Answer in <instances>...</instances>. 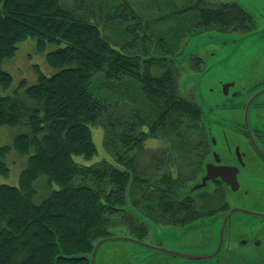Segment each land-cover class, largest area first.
<instances>
[{
	"label": "trees",
	"instance_id": "obj_1",
	"mask_svg": "<svg viewBox=\"0 0 264 264\" xmlns=\"http://www.w3.org/2000/svg\"><path fill=\"white\" fill-rule=\"evenodd\" d=\"M76 1L69 8L61 0H0V85L5 89L13 76L1 65L16 55L19 43L32 37L39 50L58 45L47 55L57 73L42 74L24 93L0 96V132L29 128L0 148L2 174L10 173L4 156L12 149L29 160L18 185H0V264H90L78 256L91 255L100 239L115 236L110 227L122 212L123 221L134 216L147 222L159 210L189 218L193 209V202L177 203L173 192L183 172L201 164L205 141L197 123L202 109L178 94L167 62H173L174 49H166L162 38L153 42L134 12L139 26L130 28L132 41L115 43L105 34L109 19L97 21ZM231 12L245 16L243 9L227 4L200 8L194 20L207 15V24L215 25L232 19ZM132 14L116 12L113 19L124 23ZM143 42L151 47L139 49ZM99 74L111 95L98 91ZM93 129L102 131L106 155L80 163L76 156L89 160L98 154ZM40 176L60 188L35 203ZM65 202L72 204L70 223L61 210Z\"/></svg>",
	"mask_w": 264,
	"mask_h": 264
},
{
	"label": "rangeland",
	"instance_id": "obj_2",
	"mask_svg": "<svg viewBox=\"0 0 264 264\" xmlns=\"http://www.w3.org/2000/svg\"><path fill=\"white\" fill-rule=\"evenodd\" d=\"M61 1L63 5L69 8H74L77 2L76 0ZM78 1L80 8H87V14L95 17L97 21L103 23L105 19H109L105 34L110 36L115 43L128 45L134 37L130 28L138 27L139 20L145 31L153 35V42L162 38L166 49H174L172 56H170L173 62H167L177 79L179 96L194 102L199 101L206 113L213 110L212 115L214 116L212 117L214 119L232 110L234 105L240 107L244 98L243 95H234L231 91V94L225 96L222 92L224 84L234 82L236 85V89H232L234 92L242 87L250 88L249 85L255 82L256 76L264 74V70L260 68L261 64H255L264 60L262 41L258 43L252 39L256 36H240L211 31L216 27L207 28L209 31H204L206 29L203 30L200 28L201 26L195 25L197 21L194 19L199 14L200 8L218 9L227 4L231 7L230 0ZM121 2L128 5L124 6ZM127 11L131 14L132 12L136 13L139 16L138 22L133 19V14L129 18L127 17L128 19L124 23H119L117 19H113L116 12L123 13ZM230 14L233 15L230 19L231 22L236 21L228 25L232 29L239 21L237 18L238 16L240 18V15L237 12H231ZM185 22H187V26H184ZM140 34H144V29L140 30ZM143 44L144 46L139 45V49L143 50L146 46L151 47L146 42H143ZM57 47V44L51 42L45 49L39 50L37 40L32 37L19 43L16 55L2 62L3 70L12 74L13 81L8 89L0 85V96L13 94L15 90L24 93L25 87L36 84L42 74L53 76L57 73L58 69L51 67L47 61V55ZM127 50L130 51L131 48L129 47ZM153 50L154 47L152 46L151 53H153ZM201 57L206 68L199 71L200 69L196 68L195 64L200 62L199 58ZM23 80L26 81V85L21 84ZM106 83L107 81L104 80L101 74L97 76L94 82L96 86L98 85V91L103 96L112 93L109 88L107 90L104 88ZM263 100L264 94L259 97L258 102ZM251 107L253 106L251 105ZM254 111L251 112V126L253 124L257 125V117H255ZM28 130L29 128L24 126L3 127L0 132V148L12 145L17 134ZM93 135L96 146H98V154L89 160L78 155L75 157L78 162L90 164L106 155L102 131L97 132L96 129H93ZM151 144L158 146L159 143L154 141ZM4 161H6L10 173L5 175L0 172V185L3 183L18 185L22 170L28 166V156H22L17 150L12 149L5 154ZM161 177V175H158V179L161 180ZM194 180L195 178L192 177L184 180L182 178L177 179V182H180L173 192L176 202H187L189 204L193 202L191 205L195 209L202 210L203 214L207 213L206 209L212 205L215 199L209 196L210 192L207 190L190 194L189 191L194 185ZM59 188L60 185L55 183L50 185L47 176H40L35 184L34 202L38 203L44 200L52 191ZM189 194L191 196L186 197ZM21 202L20 200L19 203ZM71 205L65 202L63 206L61 204L62 207L60 206L63 213L66 214L65 221L69 223L73 218L69 215ZM20 211L22 210L20 209ZM124 213L126 214V212H122L120 218H114V223L110 227V232L114 233L115 236H117L116 234H122L136 239L149 240L148 244L154 247H159L161 243H164L171 251L184 254L192 259L169 257L139 244L115 241L104 243L98 253L96 264H264V236L261 235L262 242L258 245L242 244V241L246 240L250 234L255 233L257 235L263 231V226L257 220V217L234 214L233 220L227 224L223 237L224 242L221 244L222 222H219L221 218L202 219L188 231L185 228H164L173 223L171 211L168 213L165 210L157 211L154 218L150 216L152 221L149 220L148 223L143 220H135L132 218L134 216L128 218V221L124 220V222ZM256 213L259 214L257 211L252 212L255 215Z\"/></svg>",
	"mask_w": 264,
	"mask_h": 264
},
{
	"label": "flooded vegetation",
	"instance_id": "obj_3",
	"mask_svg": "<svg viewBox=\"0 0 264 264\" xmlns=\"http://www.w3.org/2000/svg\"><path fill=\"white\" fill-rule=\"evenodd\" d=\"M230 5L235 8L238 6L243 9L245 16L237 19L239 21L232 27L228 26L232 20L219 19L221 23L215 25H208L207 15H204L200 20L201 29L209 31L207 28H213L211 31H219L222 33H230L240 36H256L253 41H262L264 48V0H230ZM206 17V18H205ZM223 18V17H222ZM202 34V33H201ZM196 35V34H195ZM264 51V49H263ZM200 62L195 64V67L202 71L204 67L203 58H199ZM260 68L264 70V60L260 63ZM234 82H228L222 87V92L225 96L233 93L234 95H243L242 103L240 107L233 106L232 110L219 115L217 119H214L213 110H209L208 113L202 109L199 101L198 105L202 109L200 119L198 120V126L203 131V158L201 164L196 170L184 171V179L189 177L195 178L194 185L190 188V194L200 193V190H207L210 192L209 196H212L213 202L206 211L202 213L200 209H195L192 206L190 212V219L187 216L173 217L172 225L164 228L189 229L191 225L196 224L205 218H215L223 213H227L231 210L234 213L228 220L227 224L233 220L234 214L238 213L244 216L257 217L263 226V231L255 235L250 234L246 240L242 241L243 245L251 244L258 245L262 242V236H264V100L258 102L259 97L264 94V74L256 76L254 83L250 84V88L242 87L238 88V91L233 92V88L236 89ZM231 91V93H230ZM255 96V100L253 99ZM253 99L250 108L248 104ZM254 108V109H251ZM254 111L255 117H257V125H250L251 112ZM211 176V177H210ZM179 177V176H178ZM177 177V178H178ZM206 177H210L206 181L204 187L196 189ZM180 179L182 177H179ZM182 178V180H184ZM186 197H189L191 195ZM201 214H200V212ZM259 212L252 214V212ZM219 222H223L224 216H219ZM148 223V222H147ZM227 224L226 227L227 228ZM149 226V225H148ZM150 227V226H149ZM151 228V227H150ZM141 240V239H140ZM142 242L148 244L149 240L142 239ZM157 253H162L171 257H185L192 259L184 254H178L171 251L164 243L159 245ZM167 248V249H166ZM170 250V251H169Z\"/></svg>",
	"mask_w": 264,
	"mask_h": 264
},
{
	"label": "water",
	"instance_id": "obj_4",
	"mask_svg": "<svg viewBox=\"0 0 264 264\" xmlns=\"http://www.w3.org/2000/svg\"><path fill=\"white\" fill-rule=\"evenodd\" d=\"M257 96H255L253 99L255 100ZM253 99L251 100V102L249 103L248 107L251 106V103H253ZM250 108V107H249ZM211 177V176H210ZM210 177H206L203 182L199 185V186H196V189H199L200 187H204L205 186V183L207 180L210 179ZM234 211H236L234 209ZM233 210L227 212V213H223L222 215L220 214L219 216L223 217L224 216V219H223V222H222V231H221V236H220V239H221V244L224 242V232L226 230V224L228 222V220L231 218V215L234 213ZM217 216V218L219 217ZM196 224H193L191 225V227L189 229H187L188 231L191 230V228H193V226H195ZM115 241H122V242H130V243H135V244H139V245H142V246H145L147 248H150L152 249L154 252H159L161 250H158L159 248H156L154 246H150L149 244H146L144 242H142L139 238H134L132 236H129V235H117V236H113V237H104L103 239H100L96 244H95V247L93 249V252L91 253V255H83V256H78L79 259L83 258V257H86L90 260V264H96V261H97V257H98V253L99 251L101 250V248L104 246V243L106 242H115ZM212 258V257H210Z\"/></svg>",
	"mask_w": 264,
	"mask_h": 264
}]
</instances>
